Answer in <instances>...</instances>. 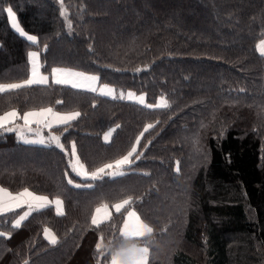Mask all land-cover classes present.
<instances>
[{
    "label": "trees",
    "instance_id": "16d2710c",
    "mask_svg": "<svg viewBox=\"0 0 264 264\" xmlns=\"http://www.w3.org/2000/svg\"><path fill=\"white\" fill-rule=\"evenodd\" d=\"M9 7L37 43L12 27ZM64 7L62 16L60 0H0V84L28 79L29 52L40 53L49 75L47 84L0 93V115L80 113L28 134L34 143L20 138V119L0 128V186L58 198L64 210L32 211L19 228L12 222L25 207L0 215V232L10 234L0 236V264H110L130 244L149 249L148 264H264V55L257 49L264 0H64ZM54 68L95 76L112 94L130 90L144 103L92 91L87 79L79 88L57 84ZM161 97L169 107L147 106ZM133 145L132 164L105 169L122 175L93 179L73 170L114 165ZM129 197L130 205L113 209ZM101 205L110 216L93 225ZM130 210L153 231L124 238Z\"/></svg>",
    "mask_w": 264,
    "mask_h": 264
},
{
    "label": "snow or ice",
    "instance_id": "6c2138e0",
    "mask_svg": "<svg viewBox=\"0 0 264 264\" xmlns=\"http://www.w3.org/2000/svg\"><path fill=\"white\" fill-rule=\"evenodd\" d=\"M61 4V15L65 16L67 9L64 7V0H60ZM10 22L12 24V27L21 35L24 36L28 41H31L33 43L38 42V38L33 35H29L20 27V25L17 23L15 19V14L13 13L11 7L6 9ZM67 18V17H65ZM71 22L69 21V26ZM46 47V46H45ZM258 49L261 51V54L264 55V40L261 41L260 45H258ZM40 53L39 52H29V62L31 64L30 69V75L29 78L24 80L21 83H11V84H0V93H4L13 89H19L26 86H31L33 84H47L48 83V77L44 76L40 72V63L38 62ZM52 74L54 78V82L57 84H71L74 88L84 87L83 84L75 82L73 79H70L69 77H83L84 79L94 81L98 79L95 76L86 77L83 73H76L72 72L71 70H64V69H52ZM105 88L107 86H104ZM90 90L96 91L95 88H91ZM105 94H111V89L108 90ZM134 94L129 93V98H132ZM139 102L141 104L144 103V100L142 97H137ZM57 103H60V101H57ZM148 107H169L168 101L161 97L160 103L155 105H147ZM47 114H51L57 124H67L69 121L74 120L76 117L80 115L79 112L74 113H68V114H61V113H53V110L51 108L48 109H41L38 112H25L23 116H20L19 118L24 120L25 125H29L33 122L30 118L32 117H42L46 116ZM19 116V113L16 110H12L9 112H5L3 115H0V128H4V126L8 123L13 122L17 117ZM36 123H39V120L35 121ZM47 127H51V124H46ZM154 125H147L144 129L145 132L148 131V129L152 128ZM119 127V126H117ZM6 131H12L11 128H5ZM31 130V129H29ZM143 132L141 133V136H143ZM110 132L105 134V139L107 140L109 138ZM53 140L57 142V146L60 148H63L64 146L59 143V137L55 136L53 137ZM43 143V141H40ZM140 143V138L138 137L136 140V145ZM136 145H133L131 148V151L127 153V155L123 156L121 159H118L113 164H106L103 168H99L94 172L89 173L86 170L78 171V175H83L85 177H92L93 179L97 178L101 173H104L106 175H122V172L114 171V172H108L105 173V169H111L115 166L116 169H120L124 165H129L133 163V160L130 159L133 156V153H136ZM75 144H72V152L75 154ZM135 159H140V154L135 156ZM79 162V158L77 157V163ZM80 169H83V165H79ZM74 171H77L76 167H73ZM69 183H72L71 180L68 181ZM79 186V185H77ZM90 186V185H89ZM25 197H28L30 199H24ZM54 203L57 206V214L63 215L62 211V201L59 199H56L55 201H50L48 197L43 196H36L32 192H30L28 189H24L22 192L13 194L8 189L0 187V215L7 214L10 212H13L15 209L21 208L23 205L27 204L29 211L23 212V214L19 215L17 219H15L12 222L13 228H19L22 224V222L31 215L32 211L39 210L41 208H44L48 206L49 204ZM132 203V198L129 197L128 199L123 200L121 203L114 205L117 212H120L122 208H124L126 205H130ZM105 209L107 206H104ZM97 213L101 211V209L96 210ZM110 214H106L105 218H107ZM128 218H132L134 220V223L130 226L129 220L125 219L124 226L121 229V233L125 236L132 235L137 237H143L146 234H149L153 231L151 227H149L147 224L143 223V221L140 219V217L137 215V213L132 210L128 211L127 213ZM93 225L99 226L100 223H102V220L97 219L96 216H93L92 218ZM9 233L0 232V236L8 237ZM45 237L49 239V242L52 244L57 243V239L54 234L51 233L49 229H45ZM97 249H101V244L96 245ZM134 253V264H148L149 259V249L147 247L136 249L133 248L131 250ZM27 264V262H25ZM111 264H125L123 260H121L118 256H113Z\"/></svg>",
    "mask_w": 264,
    "mask_h": 264
},
{
    "label": "crops",
    "instance_id": "0c3cea01",
    "mask_svg": "<svg viewBox=\"0 0 264 264\" xmlns=\"http://www.w3.org/2000/svg\"><path fill=\"white\" fill-rule=\"evenodd\" d=\"M29 78V77H28ZM52 78H53V75H52ZM70 79H73L75 82H77V83H80V84H84V78L83 77H69ZM53 80H54V78H53ZM86 88H88V89H91V88H95L96 90H99V88H100V86H98L97 85V80H94V81H91V80H88V84H87V87ZM42 109H48V108H42ZM41 109H33V110H28V111H26V112H38V111H40ZM10 111H12V110H10ZM7 112H9V111H7ZM25 113V112H24ZM23 113V114H24ZM53 113H60V112H54L53 111ZM4 114V113H3ZM3 114H1V115H3ZM23 114H20L19 113V116L17 117V119H20V121L22 122V124L24 125V126H27V127H32L33 129H34V131L36 130V129H38V130H41V129H48V128H51V127H53V126H56V125H60V124H57L56 122H55V120H54V118H53V116L51 115V114H47L46 116H42V117H32V118H30L31 120H33V122L31 123V124H29V125H25V123H24V120L23 119H21V118H19L20 116H23ZM61 114H68V113H61ZM17 119H15L13 122H15ZM36 120H39L40 122L39 123H36L35 121ZM13 122H11V123H13ZM8 124H10V123H8ZM8 124H6V125H8ZM46 124H51V127H47L46 126ZM0 187H2V186H0ZM4 188V187H3ZM24 190V189H23ZM23 190H21L20 192H22ZM31 191V190H30ZM32 192V191H31ZM19 193V192H18ZM33 194H35L36 196H43V195H38V194H36V193H34V192H32ZM13 194H16V193H13ZM43 197H46V196H43ZM24 199H30V198H28V197H25ZM50 201H55L56 199H58V198H54V199H50V198H48ZM60 200V199H59ZM49 205H51V204H49ZM52 205H53V207H54V210H55V212L57 213V206L54 204V203H52ZM22 207H25L24 208V210L21 212V214H23V212H25V211H29V208H28V205L27 204H25V205H23ZM101 209V211L99 212V213H97V209ZM114 210H116L115 209V207L113 208ZM62 211H64L63 210V205H62ZM130 211H132V210H130ZM111 213V210H110V208L107 206V208L105 209V207H104V205H102V206H98L95 210H94V212H93V215H92V218H93V216H96L97 217V219H99V220H102V222L103 221H105V220H107L108 218H109V216L107 217V218H105V216H106V214H110ZM20 214V215H21ZM138 215V214H137ZM19 217V216H18ZM17 217V218H18ZM16 218V219H17ZM125 219H128L129 220V224H130V226L134 223V220L132 219V218H128V216L126 215L125 216ZM125 219H124V221H123V223H122V225H121V229L123 228V226H124V222H125ZM141 219V218H140ZM143 223H145V222H143ZM146 224V223H145ZM149 226V225H148ZM150 227V226H149ZM121 233V232H120ZM121 235L124 237V238H127V239H132V238H139V237H137V236H132V235H127V236H125V235H123L122 233H121ZM146 235H148V234H146ZM145 246H143V245H137V244H130V245H128V246H126V247H123V248H120V249H117L114 253H113V255L111 256V259H110V264H111V261H112V257L113 256H118L121 260H123L124 262H125V264H134V253L131 251L133 248H136V249H140V248H144Z\"/></svg>",
    "mask_w": 264,
    "mask_h": 264
},
{
    "label": "rangeland",
    "instance_id": "374dc122",
    "mask_svg": "<svg viewBox=\"0 0 264 264\" xmlns=\"http://www.w3.org/2000/svg\"><path fill=\"white\" fill-rule=\"evenodd\" d=\"M262 40H264V36H263V38L262 39H260V41L258 42V44H257V49H258V45H260V43H261V41ZM258 51L261 53V51L258 49ZM38 62H39V59H38ZM40 63V62H39ZM30 69H31V64H30ZM40 72H41V70H40ZM41 74H43L44 76H47L48 77V81H49V75H47V74H45V73H43V72H41ZM100 91L102 92V93H107L108 92V89L106 90V88H104V86H101L100 88ZM129 93H133L134 95L132 96V98H129ZM106 95H109V94H106ZM110 95H113V97H116V98H120V99H123V98H125V99H128V100H132V101H137V102H139V100L137 99V97H144L143 95H136L133 91H130V90H127V91H123V90H117V91H114V94H110ZM144 99V98H143ZM22 123V122H21ZM15 129L17 130V132H18V134H19V136H20V138H22L23 140H25L26 142H28V143H34L33 142V140L30 138V137H28V134H33V132H34V129L32 128V127H27V126H24L23 124H22V126H16L15 127ZM29 129H31V130H29ZM54 141V140H53ZM39 143H41V142H39ZM75 167H76V169H77V171H83V170H85V169H80L79 168V165H75ZM30 191V190H29ZM31 192V191H30ZM38 195H40V194H38ZM51 199V198H50ZM54 199V198H53ZM119 204V203H118ZM116 205V204H115ZM102 206V205H101ZM81 256H82V254H80L79 255V258H81ZM77 264V262H74V264Z\"/></svg>",
    "mask_w": 264,
    "mask_h": 264
}]
</instances>
